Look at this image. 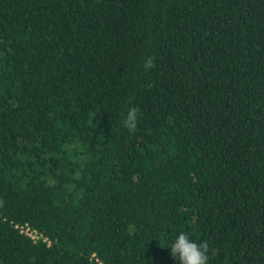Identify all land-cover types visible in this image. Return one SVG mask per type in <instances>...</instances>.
<instances>
[{"label": "trees", "instance_id": "16d2710c", "mask_svg": "<svg viewBox=\"0 0 264 264\" xmlns=\"http://www.w3.org/2000/svg\"><path fill=\"white\" fill-rule=\"evenodd\" d=\"M181 231L264 264V0H0V264H179Z\"/></svg>", "mask_w": 264, "mask_h": 264}, {"label": "clouds", "instance_id": "9594fccd", "mask_svg": "<svg viewBox=\"0 0 264 264\" xmlns=\"http://www.w3.org/2000/svg\"><path fill=\"white\" fill-rule=\"evenodd\" d=\"M144 67H155L154 59L152 57L147 58L144 61ZM137 112L138 110L135 108H130L127 112L124 125L129 132H134L136 129ZM168 248L170 249V255L178 260L179 264H209L207 243H197L183 231L175 236V239Z\"/></svg>", "mask_w": 264, "mask_h": 264}, {"label": "built area", "instance_id": "2783aa9c", "mask_svg": "<svg viewBox=\"0 0 264 264\" xmlns=\"http://www.w3.org/2000/svg\"><path fill=\"white\" fill-rule=\"evenodd\" d=\"M19 232L27 235L32 240H35L37 237H41V233L38 232L34 227H31L29 224L21 223L17 225ZM42 240H45V237H42Z\"/></svg>", "mask_w": 264, "mask_h": 264}]
</instances>
